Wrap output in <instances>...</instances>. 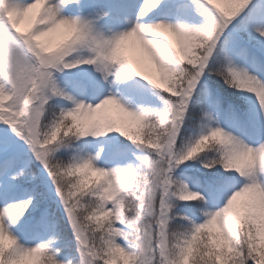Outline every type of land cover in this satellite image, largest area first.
<instances>
[{"label":"snow or ice","instance_id":"6c2138e0","mask_svg":"<svg viewBox=\"0 0 264 264\" xmlns=\"http://www.w3.org/2000/svg\"><path fill=\"white\" fill-rule=\"evenodd\" d=\"M0 264H264V0H0Z\"/></svg>","mask_w":264,"mask_h":264},{"label":"rangeland","instance_id":"374dc122","mask_svg":"<svg viewBox=\"0 0 264 264\" xmlns=\"http://www.w3.org/2000/svg\"><path fill=\"white\" fill-rule=\"evenodd\" d=\"M22 27H23V25H22Z\"/></svg>","mask_w":264,"mask_h":264}]
</instances>
